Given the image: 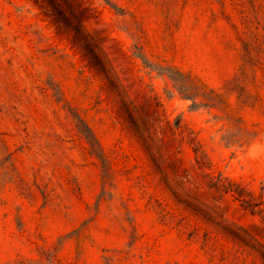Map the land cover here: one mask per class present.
I'll use <instances>...</instances> for the list:
<instances>
[{"label":"rangeland","instance_id":"1","mask_svg":"<svg viewBox=\"0 0 264 264\" xmlns=\"http://www.w3.org/2000/svg\"><path fill=\"white\" fill-rule=\"evenodd\" d=\"M247 199L264 0H0V264H264Z\"/></svg>","mask_w":264,"mask_h":264},{"label":"trees","instance_id":"2","mask_svg":"<svg viewBox=\"0 0 264 264\" xmlns=\"http://www.w3.org/2000/svg\"><path fill=\"white\" fill-rule=\"evenodd\" d=\"M230 182L228 184H225V180L220 177L218 178L217 183H219V186H223L225 191H234L236 193H238L240 196L245 194V187L242 186L240 183H236V182H231V180H229ZM245 202H247L249 206L252 207H257L259 206L261 203H264V201H260V202H253L252 199H247L245 200Z\"/></svg>","mask_w":264,"mask_h":264}]
</instances>
